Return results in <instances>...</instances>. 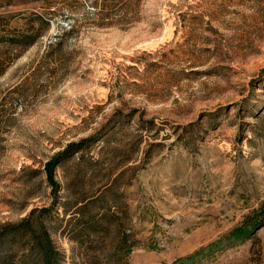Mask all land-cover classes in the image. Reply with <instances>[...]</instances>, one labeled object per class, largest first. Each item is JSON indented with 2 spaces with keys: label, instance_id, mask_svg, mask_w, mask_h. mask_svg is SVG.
<instances>
[{
  "label": "rangeland",
  "instance_id": "1",
  "mask_svg": "<svg viewBox=\"0 0 264 264\" xmlns=\"http://www.w3.org/2000/svg\"><path fill=\"white\" fill-rule=\"evenodd\" d=\"M30 17L0 74V225L42 220L66 264H264V0H0V35Z\"/></svg>",
  "mask_w": 264,
  "mask_h": 264
},
{
  "label": "trees",
  "instance_id": "2",
  "mask_svg": "<svg viewBox=\"0 0 264 264\" xmlns=\"http://www.w3.org/2000/svg\"><path fill=\"white\" fill-rule=\"evenodd\" d=\"M41 20V18H32L23 25L24 27L18 30L16 33H13L11 36L0 35V50H4L5 55L8 54L5 58H0V74L3 70L8 67L14 60L15 57L14 52L22 47H28L35 44L39 37L47 30V23L37 22ZM45 24V25H44ZM56 44V43H54ZM59 44L57 43L55 48L52 43H49V47H53V50L50 54H54L55 50H58ZM13 58L10 60L9 56L11 55ZM88 139L82 140L78 144H71L70 149L66 152H81L85 144L88 143ZM65 158L67 155H63ZM83 158V156H81ZM64 159V158H63ZM59 160V159H58ZM94 163H97L95 159L92 158L91 166H94ZM117 168H112L111 172L107 174V176L112 177L113 172ZM128 172L130 170H127ZM50 173V183L54 186V193L57 192L58 184L52 178L51 169H48ZM126 171H122L118 174V176L113 179V184L116 185L117 181L124 178ZM127 184V183H126ZM113 186H111L112 189ZM115 187V186H114ZM107 191H110V189ZM110 195L112 198H115V193L111 190ZM87 195H80L79 199L76 200L75 206L81 204L80 210L87 209L88 205ZM104 224L101 225L100 232L109 231V227L113 224L114 216L107 212L103 214ZM94 228H98L97 225L90 226L88 230H94ZM91 232V231H89ZM83 232L80 231L79 235L76 236V240H80L84 235ZM86 234V233H85ZM91 233L88 235L90 236ZM87 235V234H86ZM0 264H66L64 260V255L61 251L58 250L56 246L50 229L47 227L45 222L42 220L39 221L38 224L34 225L33 222L23 219L17 224H5L0 225Z\"/></svg>",
  "mask_w": 264,
  "mask_h": 264
}]
</instances>
